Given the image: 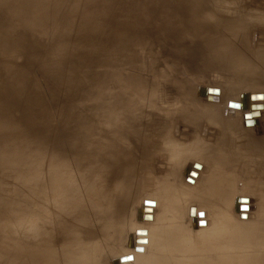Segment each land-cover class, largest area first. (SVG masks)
I'll return each instance as SVG.
<instances>
[{
	"label": "rangeland",
	"instance_id": "1",
	"mask_svg": "<svg viewBox=\"0 0 264 264\" xmlns=\"http://www.w3.org/2000/svg\"><path fill=\"white\" fill-rule=\"evenodd\" d=\"M166 1L167 0H0V119L3 117L5 118L4 126L0 124V135L3 136L0 139V152H2L0 155V200L5 198V200L3 199L5 203L2 204V206L6 209V213L10 214L7 217L10 222L15 219V216H17L18 219L22 217L24 219L26 217L24 220L21 219V222H24L33 217L34 214H37L38 210H43V214L45 213L46 216H50L53 219H50V223L46 222L47 224L45 223V225L44 223L42 224V222L33 223L28 231L29 234L26 233L25 235L21 234V228L23 227L21 223L19 226L17 223L12 224L14 227L12 225L9 226L7 229L9 231L6 232H11V234H7L11 237H7L11 238V240L13 238V241H15L14 244H20L24 248L34 246L35 248H32L37 249L41 247V251H39L38 248L39 253L34 250L30 252L31 254H26L22 259V264H33L35 262L38 264H48V259L45 257V251H47L48 248L53 247L52 250H56L55 253L58 252V255L55 254L53 256L55 259L62 257L60 255H66L67 252L69 254V252L71 253L74 251L72 249L73 239L69 238L70 236L68 237V241L65 240V242H63L64 244H59L60 240H58V236L59 238L61 237L60 234H62L63 228L68 229L69 225L72 227L71 229L77 232L78 230L79 232L92 231L95 235L101 233L99 238L100 240H102V238L104 239L101 242L96 235L93 236L92 239L84 237V240L81 238L78 242H74L73 247L75 248V254H79L77 257L85 253L88 247L91 246L90 242L92 243V240H94L97 244L100 242L99 244L102 243L101 245H108L105 247L112 249V252H99V254H97L98 252H94V250L91 249L90 258L94 257L92 259V264L94 262L98 264L100 261L99 264H104V262L106 263L111 260L113 262L115 258L120 261L115 262L116 264H128L129 261V264H141L137 259H133L135 260L134 262L132 261V257L135 253H138L134 250L131 252L134 251L135 253L129 252L131 250V246L129 245L132 240L131 236L135 233L134 226L138 229L136 233L141 234L140 236H149L154 232V241L159 238L162 240L166 239L163 238V236L171 241H177L180 230L176 226L169 225V227L159 230H156L155 227L156 225H166L177 215L174 214V208H176L174 199L177 195H181V191L191 190V188L195 187V184L197 188L200 186V193H202L204 189L205 192L203 191V193L207 194L206 200L209 203H211L210 201L212 200L214 201V198L218 196V199H215L217 202L219 201L221 203L224 200L223 204L231 208L237 203V194L240 196L246 192L245 190H249L248 187V189L243 187L245 190L240 189L244 186V183H247L245 181L247 177L254 176L253 174L255 173L253 172L247 175L245 169L247 165L254 164L251 162L256 161V157L251 156L249 160H247V155L252 154V152L250 153V151H247L248 144L246 143L249 140L246 141V138H243V136L241 137V135H235V133L230 135L233 139L229 140V144H227L229 146H235L236 149L239 146L244 148L242 154H239L236 149L234 151L237 154L236 160L239 163L233 166V168L237 170V173L233 175L231 179H221L222 181L217 180V182L213 181L210 183V185H220H216V188H214L219 192L221 191L220 193L224 191L222 189L223 187L233 186V188L230 189L232 193L230 190L227 193L230 196V200L231 196H233V201L228 200L227 196L225 199H222L224 198V196H221L222 194H220V196L219 194L216 195L219 193L217 190H211L210 187L203 188L202 182L196 181L195 176L185 174L193 169V165H190L196 160L197 155H200L204 158V161L210 163L207 165L208 167H206V170H210V165L218 158L217 152L215 151L216 149H214L216 145L212 142L211 143L214 145L212 147L208 146L210 142L207 141H205V145L201 144L199 147L201 153H194L195 149L191 150L190 148V146H193V143L190 145L189 141L192 137L194 138L196 136L195 131L199 129V122L203 121V124H205V120L209 118V116L206 117L202 115H198L194 118L197 114L195 103L199 106L201 111H205L204 107L206 105H211L212 108L210 112L224 113V111H230L234 113V116H238L240 120V113L242 115L243 112H246L245 110L250 111L251 109H256L260 110V118L264 119V0H204L209 6L221 8L220 11L223 13V15L217 16V19L212 20H210V17L206 16V18L204 17V21L210 22L209 24L212 25L210 27L220 31L218 35L220 34V36L228 40L229 45H232V47L239 52L240 56L242 55L243 58L251 63L250 67L245 71L255 75L253 79L255 82H253V80L238 82L236 77L228 70L226 71L222 66H217V68L210 69L208 72L200 71L199 68L201 67H198V65L203 66L204 64L197 63L199 55L196 57L194 56L197 51H194V48L187 49L188 52L186 50L185 56H188L189 53H193L189 55L191 57L186 59L187 56H183L179 61L177 53L169 52L170 50L168 48H163L161 43L165 34L162 35L159 33L161 31L159 29L162 28L164 30L163 25L166 24L165 20L170 21L172 19L167 18H173L170 15H168L169 17L167 16V18H163L165 14L163 8ZM136 7L142 8L137 14H135V11L133 12ZM199 11L196 14L198 20L203 18L202 13ZM206 14L208 13L206 12ZM156 17H158L157 20L154 19ZM125 23L129 25L132 24L131 30L127 31L125 35L116 36V32H122L119 31V29L123 30L125 28ZM238 27L244 28V42H240L239 40H241V38L239 39V37L236 39L233 37V30ZM114 43L118 47H116ZM124 45H132V48L125 49L122 47ZM198 47L200 48V46ZM193 57L195 60L197 59V62L192 59ZM190 60L195 61L197 65L193 64L191 67L192 64L190 62L192 61ZM8 62L12 65L9 70L7 68ZM194 65L198 68H195ZM178 71L181 72L183 80L185 77V84L193 87L191 90H187L186 92V89H183V84H181L183 80L179 79L177 74ZM203 75L205 76L203 77ZM229 76L231 77L229 78ZM123 77L132 78L135 82H143L141 88L143 91L138 100L142 108L137 112L138 115L142 117L141 121H143V124L140 122L137 124V114L131 115L122 110L115 115L111 114L112 117L110 116L107 118L109 116V111H105L102 114V108H98L100 104L103 103L102 100L104 98L125 89L124 87H126L127 84L124 79L116 83V80ZM150 82H152V87L157 88L156 92L154 90L151 91V89H153L151 86L148 88ZM222 82H225L227 85L225 83L223 85ZM180 84L182 87L179 86ZM232 84L233 86H231ZM255 85H258L260 92L263 93L259 95V98L262 100L260 99L259 102L256 100L260 105L258 104L252 107L248 105L246 109L244 106L245 110L243 109V111L242 108H240L239 102L243 95H248V93L254 91ZM231 87H233V89ZM147 92H150V95L147 94ZM181 93L184 95L180 96ZM105 101V103L108 102L107 99ZM253 101H255V99H253ZM136 103L137 100H135L134 105H136ZM150 105L153 107L151 108ZM109 106L108 108L110 109ZM105 107V109L108 110L107 104ZM97 111H99L98 115L101 114L99 116L100 118H96ZM188 116H190L188 120L190 123H185L184 118L186 119ZM250 116L254 117L255 115ZM101 118L112 119V122L114 120L126 122L125 126L121 128V131L124 135L131 134V138L128 141L120 143V149L124 150L120 158V170L117 167V170H109L104 174L103 172L99 174L100 171H92L90 174L85 170L87 167L86 165L88 164V166L91 167L94 163L89 164L86 157L96 153L95 158L103 160L107 156V153L110 152V149L113 148L112 144H117L116 140L111 139L113 138L111 134L106 136V144H101V126L88 127L89 123L95 121L97 124V121H100ZM214 122L217 124H213V126H221L217 117H214ZM192 124L198 125L193 126ZM207 127L208 128L203 127V129H207L208 131L212 126ZM241 128L244 129L242 125ZM137 129L141 134L137 133L138 135H133L132 133ZM215 131H213V133H215ZM246 131L249 133L248 129H246ZM223 134H225V132L222 133L221 137H223ZM197 136L199 135L197 134ZM249 136L250 139L256 138L253 134ZM78 137L82 139L81 144L75 143ZM239 138L242 140H239ZM40 141L41 144L38 143ZM242 142L244 144H241ZM185 143L186 146L183 145ZM25 147L27 149H25ZM57 147H59L60 152L58 155L56 153L54 156L53 154L57 150ZM95 147H99L98 152L97 150L94 152L93 149ZM226 147L228 146H223V150ZM246 152H249V154H246ZM244 154L246 157L242 156ZM227 156L230 158L229 155ZM13 157L18 158L16 163L18 166L16 164L11 165L10 161ZM77 158L78 161L75 162ZM228 158L225 156L222 160L217 159L221 163L217 165V167L221 168V172L225 176H227L226 174L228 172L232 171L231 164H226ZM39 159L42 160L39 161L42 167L40 165V167L38 166L39 168H37L38 171L36 173H41V175L38 174L40 178L38 181L35 180L38 178L36 177V173V176H31L29 181L28 179L22 180L20 176H17V173H23V171H27L28 169L32 171L34 167L37 166V161ZM51 159H54L56 163L58 162V165L61 164V166L57 165V167H60L61 172H64H62L63 174L59 172V168H57L58 170L56 168L53 169L54 163L53 165L51 164ZM32 162H36V165ZM59 162L62 163L59 164ZM16 166L18 168L22 167V170L18 169ZM63 167H65V170ZM186 167L188 169H186ZM23 168L28 169L24 170ZM42 169L49 170V173L48 171L46 173L45 171L43 172ZM65 175H70L71 178L74 177L76 180L74 184H69V186L68 183H61L58 185L59 191L65 194L67 193L64 195L68 198L66 197V199L65 196L63 197V204H61L62 212H59V215L57 213L58 217L56 218L55 215L54 218L53 214H55L56 208L53 206V202H51L50 198H42L41 194L44 192L49 194L50 189L48 190V188L57 186V180L65 177ZM58 176L61 177L59 178ZM34 177L36 178L32 184L31 181ZM183 177H186V180L188 179V183H185L186 180L184 181ZM213 177L214 176H212L211 179H214ZM241 177L244 181H241ZM94 178L97 179L95 180ZM192 178L193 182L190 181ZM98 179L102 180L99 185V190H101L103 186L116 183L114 180L123 181L124 183H128V185H132L129 186L128 205L124 211L117 210L118 212L114 211L112 214H105L106 216H104L102 215V210L96 203L97 199L95 198L96 201H94V198L87 200L86 196L85 201L87 203H85V201L76 205L71 203L73 202V198L75 199L81 190H84L85 187L87 189V185L88 188L91 187L94 182L99 181ZM233 179L234 181L231 182ZM235 180L237 181L236 184ZM219 181H221V183ZM29 183L30 185L37 186H34L31 190L27 187ZM234 185L238 186L240 189H237V187L235 188ZM17 189L18 194L15 197L14 195ZM52 189L53 188H51V191ZM234 189H236V191L233 192ZM211 192H213L214 195L211 194ZM234 195H236V197ZM258 198L257 195L252 196V213L242 214L241 216H239V213H237L238 215L235 214V212L233 214L236 216L235 218L233 217L235 221H232L236 225V229L233 224L234 227H229L231 230L230 235L228 231V235L231 238L234 237L232 239H235L239 244L242 240L240 246L245 245L248 239H254L253 235L258 234V230H256L254 226L252 228L253 231L251 227H249L254 224L253 216H255L258 209L257 205L260 199ZM246 199L243 198L241 200L247 203L248 199ZM227 200L233 203L229 204ZM64 201L67 202L64 203ZM68 201L70 203H68ZM93 201L94 203H92ZM94 204L97 205V207ZM23 205L25 207H23ZM26 205H28V207ZM67 205L72 212L68 213L69 215L66 216L63 209H65L64 207L67 208ZM70 205H73V208ZM87 206L93 209L94 207L98 208L99 212L98 209L95 208L96 210L92 211L93 209H91L89 213H93L97 218L98 214L102 212L99 214L101 217L98 216L99 219L95 217L92 218V214L90 215L91 218L89 216L91 221L89 218L83 221L82 218ZM26 207L27 209L23 210ZM32 207L36 208L33 210ZM41 208L42 210H40ZM179 208H181L179 212L180 215L183 211H185V213H191L188 202L185 205H181ZM52 210H54V213L51 214ZM33 211L37 212L34 213ZM111 215L112 217H110ZM200 215L202 214H197L198 217H200ZM113 216L116 217V219ZM58 218L60 220H58L59 223H57ZM63 218H66V221L64 220L63 222ZM93 219L96 220L94 221ZM185 219H187V226L185 229L187 228L190 232L185 242L192 243L202 239L204 233L201 235L198 233V221L195 218V212L192 213L190 218L186 216ZM236 220H239L238 224L240 226L236 224ZM249 221L253 224H248ZM51 222H54V224ZM91 222L92 225L90 226ZM112 222H120L119 224L121 226L119 225L120 227H118L116 223ZM63 223L66 225H63ZM102 223L105 224H103V228L101 226ZM179 223L183 222L180 221ZM39 224L42 227V231L36 233L35 230L38 229L40 226ZM56 224L58 228L54 226ZM87 224L88 227L86 226ZM131 224L135 225H132V227ZM46 225H51L48 227L50 231ZM61 225H63V227ZM113 225H115L117 229H115L116 227ZM237 225L243 228H239ZM106 226V229L111 232L110 234H108L106 229L103 231ZM244 226L248 231L244 230ZM95 227H98V230L95 229ZM59 229L61 232H59ZM153 229L155 231H153ZM238 229L239 231L236 233L235 231ZM101 230L106 237L102 234ZM250 230L252 232H250ZM231 232H235L236 234H233L238 235L234 236ZM116 233L117 236L115 237L114 235H116ZM156 233L159 238L156 236ZM33 235H35V237ZM51 236L52 239H50ZM108 237L113 238L110 239ZM223 237H221L222 241L219 240L221 242L220 244H222L223 240L227 241L228 239L227 237L225 240ZM0 238H2V236H0ZM53 239L55 241L58 240V242H54ZM243 239L246 240L243 241ZM50 240L52 242H50ZM136 240L138 241V239ZM262 242H264V239ZM12 243L11 241H7L6 243L3 241L0 242V264H17V262L13 260L14 258L9 248L12 246ZM48 243L50 246H48ZM87 244L88 247L86 246ZM97 244L95 246L99 245ZM36 246L38 247L36 248ZM61 246H64L65 249ZM70 246L71 248H69ZM5 249L8 250V253ZM60 250L61 252L59 255ZM33 253H36L35 257ZM37 254L41 255V258ZM121 255L123 257L119 258ZM127 259L130 260L127 261ZM122 260L124 262H122ZM165 260L169 261L170 259ZM76 261L77 259L73 258L72 263Z\"/></svg>",
	"mask_w": 264,
	"mask_h": 264
},
{
	"label": "bare ground",
	"instance_id": "2",
	"mask_svg": "<svg viewBox=\"0 0 264 264\" xmlns=\"http://www.w3.org/2000/svg\"><path fill=\"white\" fill-rule=\"evenodd\" d=\"M141 10H142L141 7H138V8L136 7V8H134L133 12L135 11V14H137ZM163 10H164V13H165L163 15V18H167L168 15H170L173 18H167V19H172L170 21L165 20L166 21L165 22L166 24L163 25L164 30L162 28L159 29V30H161L159 33H161L162 35L165 34L163 36V38H162L163 40H162V43H161L162 45L161 46L163 48L164 47L165 48H168L170 50L169 52H175V53H177L178 54L177 55L178 61L181 60L183 58V56L184 57L187 56V55L185 56L187 49L194 48V51L197 50L196 53H198V54L195 53L194 56L196 57V56L199 55L198 58H197L198 59V62L196 61L197 59L196 60L194 59V57L192 59H194L198 64H200V63L202 65L204 64L203 66H201V65L199 66L198 65V67H201V68H199L200 71L208 72L210 69H215V68H217V66H219V67L222 66V67L225 68L226 71L228 70L234 77H236V79L238 80V82L239 81H244V80L245 81H250V80H253L254 79V76H255L254 74H252L251 72L248 73L247 71H245L247 68L250 67L251 63H249L245 58H243L242 55L240 56L239 55V52L235 48H233L232 45H229L228 40H226L223 36H220V34L218 35V32H220V31L214 29L213 27H210V26H212V25L209 24L210 22L204 21V19L206 18V16L210 17V20H212V19H217L218 18L217 16L223 15V13L220 11L221 8H218L217 6L216 7L209 6V5H207V2H205L204 0H167L164 3ZM198 11L201 12L202 15H203V18L200 19V20H198L197 19V16H196V14H197ZM206 12L208 14H206ZM203 13H205V14H203ZM212 17H216V18H212ZM157 18L158 17H156L154 19L157 20ZM125 25L126 26H125V28L123 30L119 29V31H122L124 33H122V32H116L117 33L116 36H120L122 34L125 35L127 31L131 30L132 24L129 25V24L125 23ZM152 30H154V29H152ZM243 30H244L243 27H238L235 30H233V32H234V36L233 37L235 39L237 37H239V39L241 38V40H239L240 42H244L243 41V38H244L245 35H243V33H244ZM114 45H115V43H114ZM115 46L118 47L117 45H115ZM198 46H200L201 49ZM122 47L125 48V49H129V48H132V45H124ZM198 50H199V52H198ZM187 52H188V50H187ZM192 54L189 53V55H192ZM189 55L186 57V59H188L189 57H191ZM239 57H241V58H239ZM186 61L189 62L188 60H186ZM190 61L194 62V63L190 62L192 64L191 67L193 66V64H196L197 65V63L195 61H193V60H190ZM11 66H12L11 63L8 62L7 63L8 70H9V68ZM194 67L196 68L197 66L194 65ZM201 69H203V70H201ZM177 74L179 76V79H182L181 72L178 71ZM184 75H185V73H184ZM204 76L205 75H203V77ZM230 77L231 76H229V78ZM122 79H124L126 81V84H127L126 87H124L125 89L122 90L119 93H115L112 96H109L107 98H104L102 100L103 103H101L99 107L98 106H96V107H98V108L101 107L102 108V111H101L102 114L105 111H109V113H108L109 116L107 118H109L110 116L112 117L111 114L115 115V114L119 113L122 110H124L125 112H127L128 114H131V115L137 114V116H138L137 117V124L139 122L141 124H143L142 123L143 121H141L142 117L139 116L138 113H137L142 108L140 106L141 104H139L138 100L140 98L139 96L141 95V92L143 91V90H141V88L143 86V82H135L132 78H124L123 77V78H120L119 80H116V83L120 82ZM184 80H185V77H184ZM184 80H183V83H181V84H183V89H186V92H187V90H191V88H193V87H191V85L185 84V81ZM253 82H255V81L253 80ZM151 83L152 82H150L148 84V88L151 86V88H153V89H151V91L154 90L156 92V89L157 88L156 87H152L153 85H151ZM222 83H220V84H222ZM224 83H223V85H224ZM181 84L179 86H181ZM229 85H230V83H229ZM139 86H140V89H139ZM231 86H233V84ZM231 88L233 89V87H231ZM234 91H235V89H234ZM149 93L147 92V94H149ZM211 93H212V89H211ZM260 94H263V93L260 92L259 86L258 85H255L254 91H251L250 93H248V95H246V94L243 95L241 101L239 102L240 103L239 104L240 105V108H242V110H243L244 109V106H245V109H246L248 105H250L251 107L254 106V105H258L259 104L258 102L261 99V98H259V95ZM183 95H184L183 93L180 94V96H183ZM230 97H231V95H230ZM106 99L108 100L107 103H105L106 102L105 101ZM253 99H255V101H253ZM135 100H137L136 105H134ZM106 104H107V109L108 110L105 109L106 108L105 107ZM133 105L136 106V107H134ZM195 105H196L195 108L197 109V114L195 115L194 118H196V116H198V115H202V116H206V117L209 116V118L205 120V122H206V123L204 122L205 124H203V121H200L199 122V129H197L195 131L196 136L194 138L192 137L193 139L191 138L190 141H189L190 142V145L193 143V146H190L191 150L195 149L194 150V153H201L200 150H199V147L201 146V144L205 145V143H206L205 141L210 142V145H208L210 147L216 145V147H214V149H216L215 151L217 152V156H218L217 159H221L222 160V159L225 158V156L228 158L227 155H229L230 158H228V160H227L228 162H226V164H228V165L231 164L232 171L228 172L226 174L227 176L223 175V173L221 172V168L217 167V165H220L221 164L217 159H215V162H213L214 165H213V163L210 165L211 166L210 170H206V167H208L207 165H209L210 163L204 161V158L201 157L200 155H197L196 160H194L191 163V165H190V166L193 165V169L190 170V171H188V172H186V169H188L187 167H189V166H187L186 169H185V172H186L185 175L192 174L193 176L196 177L195 178L196 181H200V183L202 182L201 184L203 185V188H209L210 187L211 190H214V191L217 190V189L215 190L214 188H216V185H218V184H216V185L215 184L210 185L211 182H213V181L214 182H217V180H221V179L222 180L223 179H231L232 176L237 173V170H235L233 168V166H235L236 164H239L238 161L236 160L237 159V154L234 152L235 149H236V147L235 146H229L228 145L229 144L228 143L229 140L233 139V138L230 137V135L232 133L233 134L235 133V135H241V137L243 136V138H246V141L249 140L246 143V144H248V146H247L248 147L247 148L248 150L247 151H250V153L252 152V154H249V152L248 153L246 152V154H249V155H247V160H249V158L251 156H253V157L255 156L256 157V161L251 162V163H254V164L247 165L248 164L247 163L246 164L247 167L245 169L247 171L246 172L247 175L248 174H251L253 172V173H255V174H253L254 176H252V177H247L246 176L247 178L245 179V181L247 183H244L243 184L244 186L241 185L242 186L241 189L238 186H235L234 185L235 188L237 187V189L239 188L240 190H245V189H248L249 188V190H245L248 193L245 192V193L241 194L240 196L237 194V196H238L236 198L237 199V201H236L237 203L235 202L236 204L234 203L235 205H233L231 208L228 207V206H226L225 204H223L224 200H223V202H221L222 204L219 201H218L219 202L218 203L217 200H215L216 198L218 199V196L216 198H214V201L217 202V203H215L213 200H212L213 203H212V201H210L211 203H209L206 200L207 194L206 193L205 194L203 193L204 189L201 188V189H203V191H202V193H200V191H201V190H199L200 186L197 188V186L194 184L195 187H193V185L191 184V182H193V178H192V180L190 179V181H191L190 184L192 185L193 188H191V190L181 191V195H177L175 197V199H174V205L176 207V208H174V214H177V215L173 219H171L166 225H156V227H155L156 230H159V229H165V228L169 227V225L170 226H176L180 230V233L177 236V241H171L167 237H164V236H163V238H166L168 240H166V239H163L162 240V239H160L158 237L157 233H156V236L159 239L156 240V241H154V237H153V235L155 234L154 232L152 233V235L150 234L149 236H147V235L146 236H140L141 234L136 233V231H138V229L135 228V226H134L135 224L134 225L131 224V226L132 225L134 226L135 233L131 236L132 238L130 237L132 240L130 239L131 240L130 241L131 244H129V245L131 246V250L129 252H131L132 250H134L135 252L138 253V254H136L133 251L135 253V255L132 257V261L134 262L135 260H133V259H137V261L140 262L141 264H264V242H262V240L264 239V125H263L264 124V119L260 118L261 117L260 110H256V109H251L250 111L244 109L246 112H243L242 115L240 113V117H241V120H240V119H238V116H234V113L233 112H230V111H224V113L210 112V110L212 108L211 105H208V106L206 105L204 107L205 111H201V109H199V106L196 103H195ZM108 106L110 107V109L108 108ZM152 107L153 106H151V108ZM240 112H241V110H240ZM98 114H99V111H97V113H96V115H97L96 118L101 115V114L100 115H98ZM131 115H129V116H131ZM250 115H255V116L252 117ZM104 117H105V115H104ZM214 117H217L219 119V124L221 125L220 126L221 128L218 127V126L217 127L216 126H213V124H217L216 122H214ZM107 118H101L100 121L98 120L97 121V124H99V125H97L95 123L94 119H93L94 122L93 123L92 122L89 123L88 127L91 128V127H95V126H101V128H102V130H101L102 133L100 134L101 135L100 137L102 139V143L101 144H103V145L106 144V139L105 138H106V136L108 134H111L113 136V138H111L112 136L110 138L113 139V140H116L117 144L116 143L115 144H112L113 145V148L110 149V152L107 153V156L103 160L102 159H99V158L96 159L95 158L96 157V153L94 154L95 156L94 155H89V156L86 157V160H87V162L89 164L90 163H94L91 167H89L88 164L86 165L87 167L85 168V170H86V172H88L90 174H91L92 171L93 172L94 171H96V172H99L100 171L99 174L101 172H103V174H104L105 172H108L109 170L110 171L111 170H117L118 168L120 170V168H121L119 166L120 165V158L122 157V155L124 153V150L123 149L122 150L120 149V143H123V141H128L131 138V134L130 135H124V133L121 131V128L123 126H125L126 122H124V121L123 122H119L118 120L117 121L114 120L112 122V119L110 120V119H107ZM189 119H190V116H188V118H186V119L184 118L185 123H190L188 121ZM4 120H5L4 117L0 119V124L2 126H4ZM196 125H198V124H196ZM196 125H193V126H196ZM241 125H242V127L244 129L241 128ZM207 126H212V127L207 131V129H206V128H208ZM203 127H206L205 128L206 130H204ZM139 128H140V126H139ZM214 129L215 130L217 129V130L215 131ZM246 129L249 130V133H248V131H246ZM213 131H215V133H213ZM223 132H225V134H223V137H221ZM137 133L138 134H141V133H139V130L138 129L136 131H134V133H132V134L135 135ZM197 134L199 136H197ZM251 134H253L256 138H252V137H254V136H252L251 137L252 139H250V136L249 135H251ZM1 137H3V136L0 135V139H1ZM197 138H198V140H197ZM81 140L82 139L78 137L76 139L75 143H80L81 144ZM239 140H242V139L239 138ZM255 141H257V142H255ZM38 143L41 144V141L38 142ZM241 144H244V143L242 142ZM183 145L186 146V143L183 144ZM226 145L228 147H226L223 150V146L225 147ZM25 149H27V148L25 147ZM243 149H244L243 147L239 146V147H237L236 150L239 152V154L240 153L242 154V151H244ZM59 150H60L59 147H57V150L54 152L53 155L55 156L56 153L58 155V153L60 152ZM93 150H94V152H95V150H97V152H98L99 151V147L98 148L95 147ZM93 150H92V152H93ZM1 154H2V152H0V155ZM242 156L243 157H246L245 154L242 155ZM102 157H100V158H102ZM78 158H80V157H78ZM78 158L75 160V162L78 161ZM51 160H52L51 164L53 165V163H54V165H53L54 167L51 165L53 167V169L54 168H56V169L59 168L60 169V167H57L58 162L56 163V161L54 159H51ZM17 161H18V158L17 157L16 158L13 157V159H11L10 163H11V165H15L17 163ZM39 161H42V160L39 159L37 161V166H35L32 171H30V169H28V168H23L24 170L25 169H28V170L27 171H23V173H17V176H20V179H22V180L28 179V181H29V179H31V176H34L35 173L38 171L37 168H39L40 165H41V163ZM246 162H248V161H246ZM32 163L34 165H36V162H32ZM60 163H62V162H59V164ZM58 166H61V164L58 165ZM41 167H42V165H41ZM21 168L22 167H20L18 169H21ZM49 168L52 169L51 167H49ZM63 168L65 170V167H63ZM240 168H241V166H240ZM42 170H43V172L45 171V173L47 171L49 173V170H44V169H42ZM40 171H41V169H40ZM243 171H244V169H243ZM59 172H61V169L59 170ZM68 172H70V171H68ZM38 174L41 175V173H39V172H38ZM38 174H37V176L36 175L35 176L38 177L39 176ZM217 175H219V176H217ZM212 176H214L213 177L214 179H211ZM36 177H34L33 180L31 181L32 184H33L34 179ZM58 177L60 178L61 176H58ZM186 177H188V176H186ZM186 177H183V180L184 181L186 180ZM217 177H218V179H217ZM233 178H236V177H233ZM39 179L40 178L38 177L35 180L38 181ZM242 179H241V181H244V179L243 180ZM75 180L76 179L74 177L71 178L70 175L69 176L65 175V177H62L61 179L57 180V183H56L57 186L51 187V188H53L52 191H51V188H48V190L50 189V193L49 194H47V192L46 193L45 192L42 193L43 195L41 194V197L42 198H45V199L46 198L47 199L50 198L51 202H53L54 205L53 204H51V205H53L56 208V211H55V214H53V217L56 215V218H57L58 215L60 214L59 212H62V210H61V204H63V202H62L63 201V197L67 194V193L66 194L63 193L62 191H59L58 185L61 184V183L62 184L68 183V186H69V184H74L75 183ZM98 180L99 181H96V182H94V180H93L94 184H92V186L89 187V188H88V185H87V189H86V187L85 188L83 187L84 190H81L80 193H79V195L77 194V197L75 199L73 198V202H71V203L73 205H76V204H78L80 202L83 203L85 201V196H86L87 197V200H89L90 198H94V199L96 198L97 199V202L96 203L98 204L99 208L102 210V212H103L102 215H104V216H106L105 214L110 215V213L112 214V212L117 211V210H120V211L123 210L124 211V209L128 205L127 204L128 203L127 202V199H128V191L130 189L129 186H132V185H128V183H124L123 181L114 180L116 183H113L114 182L113 181V182H111V183H113L112 185L109 184L107 186H103L102 189L99 190V185H100V182L102 180H100V179H98ZM187 180H186L185 183H188ZM221 181H219V182L221 183ZM232 181H234V179L231 180V182ZM236 183H237V181L235 182V184ZM34 186H37V185H30V183H29V186H27V187H29L32 190V188H34ZM46 186H47V184H46ZM50 186H52V185H50ZM218 186H220V185H218ZM70 187H71V185H70ZM228 187H230V186H225V187L222 188L224 190L223 191L224 193L223 192L220 193L221 191L219 192L217 190L219 193H217L216 195L219 194V196H220V194H222L221 196H224V198H222V199H225V197L227 196L228 200H230L229 199L230 196L227 193H228V191L231 188H233V186H231L230 188H228ZM243 187L245 189H243ZM44 189H42V190H44ZM169 189H170V187H169ZM68 190H67V192H68ZM234 191H236V189H234L233 192ZM230 192H231V190H230ZM237 192H238V190H237ZM15 193L16 194L14 196L16 197L17 194H18V189H17V191H15ZM231 193H229V194L230 195H233ZM211 194H213V192H211ZM253 194L254 195H257V198L259 197L260 199L258 198L259 199L258 205H257V208L258 209H257V212L255 213V216H253V218H254L253 223L254 224L253 223H250V221H249L248 224L250 223V225L251 224H253V225H251V226H249L248 224L247 225L249 227H251V230H252V228L254 226V228L256 230H258L257 231L258 234L253 235L254 239L253 238H250V239H248V241H247V243L245 245H241L240 246V244L242 243L241 242L242 240L240 241V244H239V243H237L235 241V239L234 240L232 239L234 237H232V238L229 237L230 230L235 225L232 221H235L234 218L236 216H234L233 214L235 212V214L239 213L240 214L239 216H241L242 214L250 213L251 212V203H252L251 199H252V196H254ZM213 195H211V196H213ZM234 196L236 197V195H234ZM66 197L67 196H65V198ZM243 198H245V199L247 198L248 199V200L246 199L248 201L247 203L246 202L245 203H242V206L241 207L243 208V210L242 209L240 210L238 208L236 209V207H237L236 205L237 204H240L239 201L241 199H243ZM3 199L5 200V198H3ZM3 199L0 200V232H2V233H0V236H2V238H0V242L1 241H3L4 243H6L7 241L13 242L12 243V246L9 247L10 250H11V252H12L13 258H14L13 260L16 261L17 264H22L23 257H25L26 254H31L30 252H33L34 250L37 252L39 247L36 246V248L38 247L37 249H33V248H35L34 246H30V247L24 248L20 244H17V243H16L17 245L14 244L15 241H13V238H12V240H11V238H8V237H11V236H8L9 233L11 234V232H6V231H9L7 229L12 224H16L17 223V225L19 226V224L21 223L22 226H23L21 228V234H24V235L26 233L29 234L28 231L30 230L31 225L33 223L42 222V224L44 223V225H45L46 222H49L50 223V221H51L50 219H52V217L46 216L45 213H44L45 214L44 215L42 213L43 210L41 208L40 210H42V211H39V210H38V212L36 211L37 214L39 213L40 215L39 214L38 215L37 214H34L33 217L25 220L24 222H21V219H23V217L20 218V219H18V217L15 216V219L12 222H10L8 220V218H7L8 215H10V214H7L6 213V209H4L3 206H2V204L5 203V201ZM96 199L94 201H96ZM187 199H190V200H187ZM94 201L92 203H94ZM230 201H233V196H231V200ZM65 202H67V201H64V203ZM187 202L189 203V208L191 210V213H188V212L185 213V211H183L182 214L180 215L179 212H180V209L181 208H179V207L181 205H185ZM68 203H70V202L68 201ZM85 203H87V202L85 201ZM228 203L231 204L233 202L230 203L228 201ZM68 205H67V208L64 207L65 209H63L64 212H65V214H66V216L69 215L68 213L72 212V211H70V208H68ZM73 205H70V206L72 207ZM26 206L28 207V205H26ZM89 206H91V205H89ZM89 206H87V208L85 209V213H84L83 218H82L83 221L84 220L86 221L87 218H89V216L93 214V213L90 214L91 212L89 213V211H91V209H93L92 207H89ZM95 206L97 207V205H95ZM229 206H231V205H229ZM23 207H25V206L23 205ZM27 207L24 208L23 210L27 209ZM96 207H94V209L92 211L98 209ZM247 207H248V210H247ZM34 208H36V207H32L33 210H34ZM38 208H40V207H38ZM51 208H52V206H51ZM244 208H246V209H244ZM43 209H45V208H43ZM53 211L54 210L51 211V214L54 213ZM26 212H27V210H26ZM33 212L36 213L35 211H33ZM33 212H32V214H33ZM98 212H99V209H98ZM102 212H100V213H102ZM193 212H195V218L198 221L197 222V225L198 226L196 225L197 226V229H198V233L200 235L204 233V236H202V239H199V240H197L195 242L186 243L185 240H187V237L189 236L190 232H189V230L187 228L185 229V227L187 226V222H186L187 219H185V218H186V216L190 218V216L192 215ZM19 213H20V210H19ZM57 213H58V215H57ZM199 213L202 214V215H200V217L197 216V214H199ZM99 214H98V216H99ZM92 216H93L92 218L95 217L94 214ZM98 216H97V218L96 217L95 218L96 219H99ZM28 217H29V215H28ZM61 217H63V216H61ZM99 217H101V215ZM110 217H112V215ZM116 217H118V216H116ZM116 217H114V218L116 219ZM59 218L57 219V223H59V221H60ZM90 218H91V216H90ZM64 220L66 221V218L65 219L63 218V222H64ZM90 221H91V219H90ZM180 221H182L183 223H179ZM238 221L239 220H236V222H237L236 224H238ZM69 222H70V220H69ZM99 222H101V221H99ZM51 223L54 224V222H51ZM112 223H116L117 224L116 226H118V227L121 226L119 224L120 222L119 223L112 222ZM64 224L65 223H63V225ZM103 224L104 223H102V225H101L102 228H103ZM194 224H196V223H194ZM243 224H244V222H243ZM63 225H61V226L63 227ZM91 225H92V222H91L90 226ZM247 225H245V226H247ZM46 226L48 228L51 225H49V226L46 225ZM54 226H57V228H58V225L57 224L54 225ZM86 226L88 227V224ZM108 226H109V224H108ZM113 226H115V225H113ZM158 226H159V228H158ZM245 226H244V230L248 231L247 229H245ZM62 227H61V229H62ZM65 227H67V226H65ZM98 227H99V225H98ZM98 227L97 228L95 227V229L98 230ZM229 227H231V228L229 229ZM71 228L72 227H70V225H69V228L68 229H64L63 228L62 232L59 229V232H61L62 234H60L61 235L60 238L58 236V240H60V243L59 244H64L63 242H65V240L68 241V237L70 236L69 238L73 239L72 240L73 241V243H72V249L74 251H72L71 253L69 252V254L67 252L66 255L64 253H62L64 255H60V252H61V250H60L59 251V255L62 256V257L55 259V258H53V256L55 254H57L58 252L55 253L56 250H54V249L52 250V248H53L52 246L54 245L52 243L53 244V245L51 244L52 245L51 246L52 248H48L47 251H45L46 254L44 253L46 255L45 257L48 259V260L46 259L48 261V264H92V262H93L92 259L94 257L93 258H90L91 249L94 250V252H98L97 254H99V252L100 253L101 252H104V253L112 252L111 251L112 249H110L108 247L107 248L105 247V246H108V245H105V246L104 245H101L102 243L99 244L100 242L97 241L98 239L100 240L99 235H101V233H100L102 231L101 230L99 232L100 233L99 235L96 234L98 236V239L96 241L98 242L99 245L97 243H95L94 240H92V243L94 245L90 242V245L91 246L88 247V244H87L86 245L88 247L87 251L85 253H82L80 256L77 257V255H79V254H77V253L75 254V248L73 247L74 242H78L81 238H83L82 240H84V237H87V238H91L92 239V237L93 236H96V235H95V233H92V231L91 232H85V231H80L79 232V230H78V232H77V231H75V230H73ZM76 228H74V229H76ZM89 228H91V227H89ZM106 228H107V226L104 228L103 231H105ZM239 228H243V227L241 226ZM41 229H42V227L40 225L38 227V229L35 230V232L36 233L37 232L40 233L42 231ZM100 229H101V227H100ZM115 229H117V227ZM235 229H236V225H235ZM85 230H86V228H85ZM106 230L108 231V229H106ZM251 230H250V232L253 231V230L252 231ZM49 231H50V229H49ZM52 231H53V229H52ZM56 231H55V233H56ZM103 231H102V234H103ZM116 231H118V230H116ZM153 231H155V230L153 229ZM228 231H229V235H228ZM237 231H239V229L236 230L235 232L238 233ZM241 231H243V230H241ZM118 232H120V231H118ZM235 232H233V233L236 234ZM110 233L111 232L108 231V234H110ZM112 233H113V231H112ZM57 235H58V233H57ZM103 235L105 236V234H103ZM233 235H231V236H233ZM237 235H234V236H237ZM242 235H243V232H242ZM28 236H31V235H28ZM33 236L35 237V235H33ZM54 236H55V234H54ZM114 236L116 237L117 236V233ZM223 236H225V237H223ZM226 236L228 237L229 240L227 239ZM249 236H252V235H249ZM221 237H223L224 239L226 238L227 241H224L223 240L222 244H220L221 243L220 241H222L221 240ZM108 238L111 239L113 237H108ZM240 238H243V237H240ZM244 238H245V236H244ZM50 239H52V236H51ZM56 239H57V237H56ZM136 239H138V241ZM238 239H239V237H238ZM15 240H17V239H15ZM58 240L57 241L54 240V242H58ZM102 240H104V239L102 238ZM102 240H100V241L102 242ZM244 240H246V239H243V241ZM50 242H52V241L50 240ZM87 243H89V242H87ZM59 244H57V245H59ZM96 244L98 246H95ZM48 246H50L49 243H48ZM93 246L95 247V249H94ZM45 247H47V246H45ZM61 247H63L65 249L64 246H61ZM40 248H39V251H41ZM69 248H71V246ZM45 249H42V250H45ZM139 249H140V251H139ZM136 250H138V251H136ZM6 251L8 253V250H6ZM39 251H38V253H39ZM133 252H131V253H133ZM131 253H130V255H131ZM33 254H34V257H35V254L36 253H33ZM0 255H1V252H0ZM41 255H42V253H41ZM41 255H38V256L40 257ZM92 256H94V255H92ZM42 257H43V255H42ZM101 257H102V255H101ZM122 257H123L122 255H121V257L119 256V258H122ZM73 258L77 259V261L75 263H72ZM95 258H96V256H95ZM99 259H100V257H99ZM165 259H167V260L170 259L169 260L170 262L169 261H166ZM113 260H115V261L112 262V260H111V261L106 262V263L104 261L103 262H104V264H116L115 262H120L119 259H116V258L113 259ZM124 260H126V259H124ZM128 260H130V259H127V261ZM127 261H126V263H127ZM100 262H98V264ZM122 262H124V261L122 260ZM129 262H128V264H129ZM94 263H96V262H94ZM29 264H32V263H29ZM33 264H38V263L35 262Z\"/></svg>",
	"mask_w": 264,
	"mask_h": 264
},
{
	"label": "water",
	"instance_id": "3",
	"mask_svg": "<svg viewBox=\"0 0 264 264\" xmlns=\"http://www.w3.org/2000/svg\"><path fill=\"white\" fill-rule=\"evenodd\" d=\"M191 175H192V174H191ZM244 202H245V201H243V200H240V201H239L240 204H241V203H244ZM240 204H237V205H236V206H237L236 209L238 208V209H240V210H241V209L243 210V208L241 207ZM244 209H246V208H244Z\"/></svg>",
	"mask_w": 264,
	"mask_h": 264
}]
</instances>
